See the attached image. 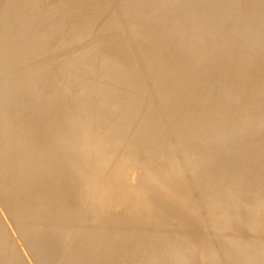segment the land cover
Segmentation results:
<instances>
[{"label":"bare ground","instance_id":"6f19581e","mask_svg":"<svg viewBox=\"0 0 264 264\" xmlns=\"http://www.w3.org/2000/svg\"><path fill=\"white\" fill-rule=\"evenodd\" d=\"M0 264H264V0H0Z\"/></svg>","mask_w":264,"mask_h":264},{"label":"rangeland","instance_id":"374dc122","mask_svg":"<svg viewBox=\"0 0 264 264\" xmlns=\"http://www.w3.org/2000/svg\"><path fill=\"white\" fill-rule=\"evenodd\" d=\"M42 69V68H41ZM11 79H9V80H7L8 81V83L7 84H9V81H10ZM6 88V87H5Z\"/></svg>","mask_w":264,"mask_h":264}]
</instances>
